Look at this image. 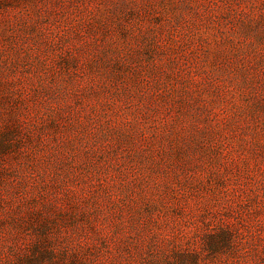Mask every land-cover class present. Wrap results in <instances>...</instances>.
Segmentation results:
<instances>
[{
    "label": "rangeland",
    "instance_id": "obj_1",
    "mask_svg": "<svg viewBox=\"0 0 264 264\" xmlns=\"http://www.w3.org/2000/svg\"><path fill=\"white\" fill-rule=\"evenodd\" d=\"M0 264H264V0H0Z\"/></svg>",
    "mask_w": 264,
    "mask_h": 264
}]
</instances>
